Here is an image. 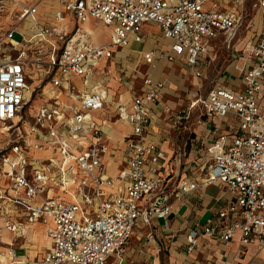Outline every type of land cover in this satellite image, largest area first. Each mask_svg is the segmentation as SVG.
<instances>
[{"label":"built area","instance_id":"built-area-1","mask_svg":"<svg viewBox=\"0 0 264 264\" xmlns=\"http://www.w3.org/2000/svg\"><path fill=\"white\" fill-rule=\"evenodd\" d=\"M243 1L64 0L54 18L72 17L70 29L39 23L34 5L17 11L18 21L31 19L32 33L14 38V22L0 37V173L8 177L0 185V209L18 210L23 222L46 226L50 245L34 264H107L110 255L122 257L139 220L166 218L171 207L169 179L158 172L165 153L145 139L149 104L159 98L161 83L144 73L141 92L131 97L129 107L116 104L128 131L120 149L123 164L109 175L103 160L105 119L98 121L92 113L106 100L103 79L89 89H80L72 79L87 84L95 74L105 77L109 69L100 61L140 42L146 22L157 25L171 45L168 52H143L145 64L181 57L193 68L218 35L236 33ZM12 2L0 0V12ZM253 5L259 28L244 42L242 61L233 64L238 86L213 85L203 94L196 91L188 103V110L198 108L208 118L231 115L223 129L212 127L202 177L176 183L177 193L218 181L231 193L216 214L187 235L188 251L200 234L215 233L227 241L236 230L240 253L250 242L264 246V0H253ZM89 18L110 27L107 42H93L83 24ZM194 72L201 75L197 68ZM183 153L176 148L172 158L181 162ZM3 222L23 234L24 223Z\"/></svg>","mask_w":264,"mask_h":264},{"label":"crops","instance_id":"crops-1","mask_svg":"<svg viewBox=\"0 0 264 264\" xmlns=\"http://www.w3.org/2000/svg\"><path fill=\"white\" fill-rule=\"evenodd\" d=\"M63 1L32 0L26 6L34 5L36 7L35 18L39 23H61L70 29L74 25L72 17L66 15L62 21L54 18L55 12L62 7ZM88 20L92 25L93 19L89 18ZM22 21L24 25L27 24V27L19 28V25L16 26V32L21 35V38L32 33L31 19L27 16ZM100 24L107 30L106 33L109 40L110 27L103 23ZM92 26L98 27L96 25ZM144 27H155L157 31L161 32L157 25L146 22L141 29L142 40L140 42L132 41L128 46L116 49L109 60L100 61L101 66L106 64L109 68L114 65V62L121 63V71L124 70V75L118 81L123 91H118L117 98L114 97L117 88H111V85L114 84L109 85L106 80L107 76L95 74L87 84H83L79 77L72 79L80 89H89L97 80L103 79L106 100L101 109L94 110L92 113L98 121L105 119L103 130L107 150L103 155V160L106 163V173L109 175L115 174L123 164L120 149L122 137L128 131L126 122L117 117L116 104L123 102L129 107L131 97L141 92L143 74L149 73V68L152 69L151 73H149L152 80L161 83L159 98L149 104L151 115L145 139L156 144L165 153V157L160 161L158 172L169 179L168 187L172 191L168 200L171 205L170 211L166 218L152 217L148 223H143L139 220L126 244L122 257L118 258L110 255L107 259V264H229L234 260H237L240 264H264V246L259 247L256 243L250 242L244 246L243 252H239V230H236L233 237L227 241H222L218 234L215 233L200 234L197 237V246L190 251L187 250V235L193 230L197 231L206 222L207 218L216 214L231 199V193L225 184L219 181L200 185L186 193L175 192L176 183L182 177L190 179H200L202 177L205 171V162L208 159L206 145L213 137L212 127L217 126L223 129L226 122L231 119V115L208 118L198 108L188 110V105H186L184 110H180L176 106H170L164 100V95L171 94L173 91L166 88L165 80L154 78L153 75H160L163 72V66H156V63L160 59H166L180 65L185 64L191 68L192 74L196 76L194 70L195 68L201 69L199 63L205 57H200L198 64L193 68L186 64L181 57L171 60L162 57L157 59L153 66H148L142 58L143 52L149 49H159L168 52L171 40L163 36L166 39V44L161 47L144 49L146 39L148 40L147 45L153 39L154 42L156 41L154 33L150 35L144 33ZM101 30L102 28L98 30L95 37L89 30L94 43H103L99 42L101 41L100 36L104 34L100 32ZM131 52L138 53L139 61L147 66V71L132 70L127 73V70H125L127 68L123 64ZM176 69L177 67L174 66L173 70ZM230 72L233 71L230 70ZM213 85L237 87L238 80L236 75L231 77V73L227 76L224 73L220 75L218 83ZM62 98L66 99V96L63 95ZM193 112H198L200 116L204 117L203 124H199L196 126L197 128L190 124L189 118ZM178 113L181 114V117L177 120L175 114ZM187 123L189 124L187 125ZM108 128L115 130L113 137L108 135ZM176 148H180L184 152L181 162H176L172 158L173 151ZM7 181L8 177L0 173V185L5 184ZM5 218L24 223L23 234L7 228L3 222ZM23 221L25 220L18 210L3 212L0 209V264H3V262L5 264H34L49 247L50 238L47 234L46 226L41 222L25 223ZM34 233L37 235L36 240L31 237ZM43 234H46V237ZM47 240L48 245L46 244Z\"/></svg>","mask_w":264,"mask_h":264},{"label":"rangeland","instance_id":"rangeland-1","mask_svg":"<svg viewBox=\"0 0 264 264\" xmlns=\"http://www.w3.org/2000/svg\"><path fill=\"white\" fill-rule=\"evenodd\" d=\"M31 2L32 0H16L15 3L12 2L10 4L9 9L0 12V37L3 36L4 30L11 26L14 22L19 25V28L23 26L27 27V24L24 25L22 20H17V11L22 6H26ZM6 4H8V2H6ZM240 8L243 10L241 25L237 28L233 37L227 38L226 35L220 34L212 41L209 54L199 63L201 76H194L191 68L187 67L185 64L180 65L179 63L170 62L166 59H160L156 63V66H163V72L160 75H153L154 78H162V80H165L166 88L173 91L171 94L164 95V100L169 103L170 106H176L177 109L184 110L186 105H188L187 103L189 99L193 96L196 90L198 94H203L211 85L218 83V79L221 74L225 73L227 76L231 73V77L236 75L233 64L236 61H242L240 57L243 54L244 42L259 28V13L253 5V0L243 1ZM257 19L258 26L256 22ZM143 30L146 35L154 33V36H156V41L154 42L153 39L149 45H147L148 40H145L144 49H147L148 47H161L166 44V39L163 37L161 32L156 30L155 27H144ZM106 31L107 30L102 27L100 32L104 34L100 36L101 41L99 42H105L108 40ZM14 38L20 40L21 35L18 32H15ZM123 65L127 68H124L127 70V73L132 70H139L141 72L147 71V66L140 63L139 55L135 52L130 53L128 59L124 60ZM174 66L177 67L176 70H173ZM121 68L122 66L120 62H114L113 66H110V68L108 67L109 72L106 74V80L109 85L114 84L111 85V88H117L115 90V98L118 96V91H123V88L119 86L118 81L119 79H122L124 75V70L121 71ZM151 70L152 69L149 68L148 72L151 73ZM230 70L233 72H230ZM102 75L104 76V74ZM30 111L31 108L27 106L25 108V113L28 114ZM189 119L190 124L194 127L199 124H203L204 122V117L200 116L198 112H193ZM188 124L189 123H187V125Z\"/></svg>","mask_w":264,"mask_h":264},{"label":"bare ground","instance_id":"bare-ground-1","mask_svg":"<svg viewBox=\"0 0 264 264\" xmlns=\"http://www.w3.org/2000/svg\"><path fill=\"white\" fill-rule=\"evenodd\" d=\"M256 22H257V26H258V19L256 20ZM84 26L88 29V30H90L92 33H93V36L95 37V35L97 34V32H98V30H100L101 28H102V26H101V24L100 23H96V24H94V22L92 23V25H96V26H98L97 28L96 27H93L92 25H91V22L88 20V19H86L85 21H84ZM157 70H159V69H157ZM156 70V71H157ZM121 120V119H120ZM119 120V121H120ZM117 130V129H116ZM107 131H108V135L109 136H114V134H115V130L112 128H108L107 129ZM113 132H114V134H113ZM123 132V131H122ZM43 236H45L46 237V234H43ZM32 237V239L33 240H36L37 239V235H36V233H34V235H32L31 236ZM46 244L48 245V240L46 241ZM3 264H5L4 262H3Z\"/></svg>","mask_w":264,"mask_h":264}]
</instances>
